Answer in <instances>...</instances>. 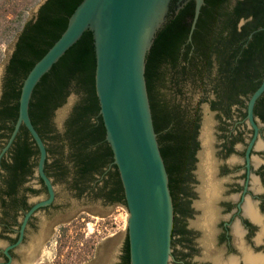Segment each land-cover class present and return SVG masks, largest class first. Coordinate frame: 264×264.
I'll list each match as a JSON object with an SVG mask.
<instances>
[{
	"label": "trees",
	"instance_id": "trees-1",
	"mask_svg": "<svg viewBox=\"0 0 264 264\" xmlns=\"http://www.w3.org/2000/svg\"><path fill=\"white\" fill-rule=\"evenodd\" d=\"M80 1L45 0L34 17L21 26L2 77L0 128H5L3 123L8 121L11 132L17 118L23 79L60 36ZM28 4L26 0H0L5 23L18 24ZM193 12L194 0H186L178 9L176 0H171L166 19L145 55L146 89L170 189H174L180 179L182 156L196 134L201 118L199 105L208 102L210 109L214 108V58L218 72H264V0H204L188 39ZM241 19L244 22L239 24ZM12 30L14 27L6 36H10ZM235 58L238 60L234 61ZM94 73L92 32L85 30L36 83L29 101V116L44 140L52 131L53 110L64 102L70 91L79 93L62 135H57L68 144L71 154L69 186L79 193L96 187L104 198H117L125 204L118 170L112 162V151L99 114ZM188 81L201 89L197 104L192 108L183 91ZM237 81L228 79L220 86L235 87L233 84ZM17 137L23 140L13 149L14 153L38 152L37 147H30L26 140L30 135L24 126ZM109 163L103 182L99 186L91 185L94 175ZM58 174L63 179L68 171L58 164ZM127 251L129 253L128 241ZM128 253L125 264H129Z\"/></svg>",
	"mask_w": 264,
	"mask_h": 264
},
{
	"label": "flooded vegetation",
	"instance_id": "flooded-vegetation-1",
	"mask_svg": "<svg viewBox=\"0 0 264 264\" xmlns=\"http://www.w3.org/2000/svg\"><path fill=\"white\" fill-rule=\"evenodd\" d=\"M216 62L214 58V108L206 102L214 116L208 128L210 168L200 169L205 149L200 118L182 156L180 179L174 189L169 188L173 216L167 264H264V90L254 101L251 119L247 108L264 72H218ZM228 79H238L236 86H220ZM3 124L0 153L11 133V124ZM22 140L16 135L0 154V264H28L38 257L54 234L55 224L68 211L57 203L58 162L55 154L47 152L44 173L53 186V199L33 210L21 231L25 214L49 195L37 173L38 152H13ZM26 140L35 148L31 136ZM110 165L94 175L91 185L103 182ZM96 189L79 193L71 188L70 192L78 201ZM94 198L99 199L97 203L81 200L82 208L102 212L105 205L121 203L101 195ZM127 241V235L119 244L106 237L95 260H81L80 264H125Z\"/></svg>",
	"mask_w": 264,
	"mask_h": 264
},
{
	"label": "water",
	"instance_id": "water-1",
	"mask_svg": "<svg viewBox=\"0 0 264 264\" xmlns=\"http://www.w3.org/2000/svg\"><path fill=\"white\" fill-rule=\"evenodd\" d=\"M44 1H38L29 10L25 22L34 17ZM185 1L176 0L177 9ZM170 3L171 0H81L70 14L60 36L26 74L20 87L17 118L0 154L8 149L20 126L23 125L37 147V173L46 185L49 195L46 199L36 202L25 214L21 231L29 214L36 208L49 204L53 199V186L44 173L46 153L49 152L55 154L58 164L68 171L67 177L58 178L56 181L57 203L68 210L65 217L59 219L56 224L70 220L79 211L105 217L115 206H120L125 211V228L106 237H113L116 244H119L127 235L129 264H167L173 216L172 199L168 174L153 126L144 65L146 52L151 46L155 33L166 19ZM203 3L204 0H194L188 39ZM243 22L244 20L241 19L239 24ZM19 30L3 49V58L0 60V95L5 65L14 49ZM85 30L92 32L95 52L94 84L99 114L105 129V139L112 151V162L118 170L125 200V204L105 205V210L102 212L89 211L80 204L92 200L97 203L99 199L94 200V195H99L98 189L90 191L86 198L78 201V197L76 199L70 192L68 180L72 171L71 154L68 151V144L57 137L62 135L65 121L78 100L79 93L70 91L64 102L53 110L52 131L44 140L29 116V101L36 83ZM263 90L264 73L260 84L248 101L250 119L254 101ZM183 91L189 97L190 107H195L201 89L188 81L183 85ZM179 99L185 104L182 97L179 96ZM199 108L202 118L201 137L205 146L201 155L200 169L207 171V168L208 170L210 168L207 147L208 128L212 127L214 116L206 102L201 103ZM206 185L207 190L210 191L211 181L208 180ZM106 237L97 242L95 252L100 253V243ZM90 260L95 259L92 257Z\"/></svg>",
	"mask_w": 264,
	"mask_h": 264
},
{
	"label": "rangeland",
	"instance_id": "rangeland-1",
	"mask_svg": "<svg viewBox=\"0 0 264 264\" xmlns=\"http://www.w3.org/2000/svg\"><path fill=\"white\" fill-rule=\"evenodd\" d=\"M26 1L29 4L23 11L18 24L17 22L6 24L0 10V60L3 58L5 45L21 28L29 10L40 0ZM11 27H14V30L11 31L10 36H6ZM124 214L125 211L120 206H115L105 217L79 211L70 220L55 225L54 234L31 264H80L81 260H90L99 240L125 228ZM40 259L42 262H39Z\"/></svg>",
	"mask_w": 264,
	"mask_h": 264
}]
</instances>
